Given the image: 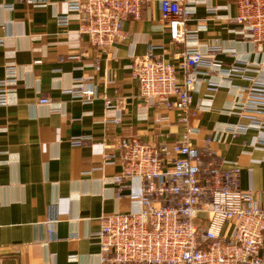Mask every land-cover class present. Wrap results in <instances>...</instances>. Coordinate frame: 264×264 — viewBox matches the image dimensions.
<instances>
[{
    "label": "crops",
    "instance_id": "obj_1",
    "mask_svg": "<svg viewBox=\"0 0 264 264\" xmlns=\"http://www.w3.org/2000/svg\"><path fill=\"white\" fill-rule=\"evenodd\" d=\"M69 1L45 0L44 6L34 7L0 0V81L8 78L9 65L16 79L9 87V104L0 105V150L4 151L0 264H100L101 218L139 207L134 197L138 179L127 182L120 192L113 183L122 172L118 139L136 136L154 144L172 142L185 129L180 112L147 105L132 76L135 56L152 48L172 61L183 48L160 28L159 1L145 3L141 19L126 21L128 39L110 51L94 47L80 35L79 21L58 24L56 17L68 13ZM236 2L188 3L192 10L188 26L198 30L199 48L207 51L217 45L218 60L230 65L241 59L252 67L245 78L231 80L210 72L205 78L221 84L214 93L207 82L198 85L192 108L200 111L192 124L199 132L193 142L205 149L210 139L216 158L225 162L224 167L237 164L241 188L253 190L264 206V147L255 144L258 132L251 129L233 136L223 131L227 124L243 122L227 110L239 102L241 90L252 78L264 75L258 67L262 61L258 48L240 34V25L233 20ZM81 77L99 95L93 103L68 92ZM45 95L52 98V105L38 102ZM104 95L113 100L110 110ZM115 118L120 122H112ZM79 136L92 140L73 146L71 140ZM107 152L114 154V163H106ZM227 228L229 233L230 225Z\"/></svg>",
    "mask_w": 264,
    "mask_h": 264
},
{
    "label": "built area",
    "instance_id": "obj_2",
    "mask_svg": "<svg viewBox=\"0 0 264 264\" xmlns=\"http://www.w3.org/2000/svg\"><path fill=\"white\" fill-rule=\"evenodd\" d=\"M18 1L34 7L46 4L45 0ZM151 1L71 0L68 13L58 14L56 19L61 26L79 21L80 35L87 36L94 47L110 51L128 39L126 21L141 19L145 3ZM158 1L160 28L168 30L172 41L183 48L174 53L172 61L152 48L135 56L132 76L140 85L141 99L167 112H180L185 129L172 142L154 144L136 136L118 139L122 172L113 183L120 192L127 182L138 179L140 187L134 197L139 207L101 218L97 233L100 264H264V206L253 190L241 188L240 167H224L225 162L216 158L209 148L210 139L205 149L193 142V135L199 132L192 124L200 111L192 108L198 85L205 81L214 93L221 84L205 78L210 72L231 80L245 78L252 67L241 59L230 65L218 60L217 45L207 51L199 48L198 30L188 26L192 15L189 0ZM236 6L233 20L240 25V34L258 48L262 56L258 67L264 73V0H237ZM12 70L9 65L8 78L0 81V105L9 104V87L16 84ZM68 92L87 104L99 97L85 77L75 79ZM103 98L106 110L112 109L113 100ZM38 102L53 104L48 95ZM227 113L239 115L243 122L227 124L223 131L238 136L256 130L255 144L264 147V75L251 79ZM91 140L79 136L71 142L82 146ZM3 153L0 150V163ZM113 157L105 153L106 163H114Z\"/></svg>",
    "mask_w": 264,
    "mask_h": 264
}]
</instances>
